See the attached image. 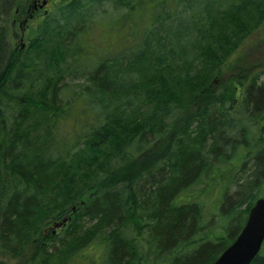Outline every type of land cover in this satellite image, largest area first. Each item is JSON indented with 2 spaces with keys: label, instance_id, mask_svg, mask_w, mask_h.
Masks as SVG:
<instances>
[{
  "label": "trees",
  "instance_id": "trees-1",
  "mask_svg": "<svg viewBox=\"0 0 264 264\" xmlns=\"http://www.w3.org/2000/svg\"><path fill=\"white\" fill-rule=\"evenodd\" d=\"M16 7L0 0V264H211L264 197V65L230 59L264 0H52L19 51Z\"/></svg>",
  "mask_w": 264,
  "mask_h": 264
},
{
  "label": "water",
  "instance_id": "water-1",
  "mask_svg": "<svg viewBox=\"0 0 264 264\" xmlns=\"http://www.w3.org/2000/svg\"><path fill=\"white\" fill-rule=\"evenodd\" d=\"M67 217L62 220L65 221ZM60 223H54V227ZM264 239V197L257 198L248 210L246 220L234 240L211 264H250Z\"/></svg>",
  "mask_w": 264,
  "mask_h": 264
},
{
  "label": "rangeland",
  "instance_id": "rangeland-1",
  "mask_svg": "<svg viewBox=\"0 0 264 264\" xmlns=\"http://www.w3.org/2000/svg\"><path fill=\"white\" fill-rule=\"evenodd\" d=\"M25 1L26 0H19L22 5H24ZM33 15L38 18L40 14L38 15L34 12ZM37 18L27 17V14L23 13L16 16L14 30L17 36L12 42L16 46L17 51L22 50L27 42V26L31 24L33 20L34 22H37ZM230 59L232 64H236L237 66L246 69L258 68L264 65V23L259 29L252 32L242 41L236 51L231 55ZM228 68L237 69L234 67ZM228 68L226 72H228ZM16 262L17 260L14 259L10 263L15 264Z\"/></svg>",
  "mask_w": 264,
  "mask_h": 264
},
{
  "label": "flooded vegetation",
  "instance_id": "flooded-vegetation-1",
  "mask_svg": "<svg viewBox=\"0 0 264 264\" xmlns=\"http://www.w3.org/2000/svg\"><path fill=\"white\" fill-rule=\"evenodd\" d=\"M51 2L52 0H26L23 7L20 9L19 7H16L15 11H20V13L27 14V17L31 18L33 17L32 15L34 14V12L38 15L46 12Z\"/></svg>",
  "mask_w": 264,
  "mask_h": 264
},
{
  "label": "bare ground",
  "instance_id": "bare-ground-1",
  "mask_svg": "<svg viewBox=\"0 0 264 264\" xmlns=\"http://www.w3.org/2000/svg\"><path fill=\"white\" fill-rule=\"evenodd\" d=\"M63 218H64V217H63ZM63 218H62V219H63ZM62 219L59 220V221H55V222H54V223L59 222L60 224H59L58 226H55V227H54V223L52 224L51 227H52V231H53V232H56V230H59V229L61 228V223L63 222Z\"/></svg>",
  "mask_w": 264,
  "mask_h": 264
}]
</instances>
